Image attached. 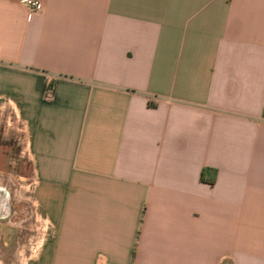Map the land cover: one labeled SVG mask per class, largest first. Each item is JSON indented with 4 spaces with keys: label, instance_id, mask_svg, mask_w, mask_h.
I'll list each match as a JSON object with an SVG mask.
<instances>
[{
    "label": "crops",
    "instance_id": "0c3cea01",
    "mask_svg": "<svg viewBox=\"0 0 264 264\" xmlns=\"http://www.w3.org/2000/svg\"><path fill=\"white\" fill-rule=\"evenodd\" d=\"M41 1L0 0L28 264H264V0Z\"/></svg>",
    "mask_w": 264,
    "mask_h": 264
},
{
    "label": "rangeland",
    "instance_id": "374dc122",
    "mask_svg": "<svg viewBox=\"0 0 264 264\" xmlns=\"http://www.w3.org/2000/svg\"><path fill=\"white\" fill-rule=\"evenodd\" d=\"M1 126L2 125H0V137L2 138L1 132L3 127ZM14 127L15 126L11 124L10 130L8 131L9 135L3 137V141H1L0 138V153L4 151L8 155V158L4 160L0 157V193L3 195L6 193V195L9 196L10 210H8L7 217L11 218L12 222V225H8L5 222L7 217H0V264H28L34 254L33 244L36 235H38V226L33 222V219L28 220L19 227V223L17 222L22 215L18 212V216H14V214L11 213L13 209L19 210L22 208L23 211L28 210L30 212L33 208L32 189L27 188V185L31 182V179L27 177V174L30 173L31 166L29 163L22 161L19 157V135L17 131L13 129ZM4 144H6V146L3 148L2 146H4ZM11 180L15 185L23 186L20 190L22 198V203L20 204H17V202L12 199L11 192L13 186ZM6 184H8V187ZM29 215L31 216V212Z\"/></svg>",
    "mask_w": 264,
    "mask_h": 264
},
{
    "label": "built area",
    "instance_id": "2783aa9c",
    "mask_svg": "<svg viewBox=\"0 0 264 264\" xmlns=\"http://www.w3.org/2000/svg\"><path fill=\"white\" fill-rule=\"evenodd\" d=\"M19 3L25 8L30 16L41 12L43 9L41 0H19Z\"/></svg>",
    "mask_w": 264,
    "mask_h": 264
},
{
    "label": "trees",
    "instance_id": "16d2710c",
    "mask_svg": "<svg viewBox=\"0 0 264 264\" xmlns=\"http://www.w3.org/2000/svg\"><path fill=\"white\" fill-rule=\"evenodd\" d=\"M200 180L202 183L214 185L216 181V171L208 168L203 169L200 174Z\"/></svg>",
    "mask_w": 264,
    "mask_h": 264
},
{
    "label": "flooded vegetation",
    "instance_id": "af4514ba",
    "mask_svg": "<svg viewBox=\"0 0 264 264\" xmlns=\"http://www.w3.org/2000/svg\"><path fill=\"white\" fill-rule=\"evenodd\" d=\"M10 204L8 200V196H2L0 193V217L7 216Z\"/></svg>",
    "mask_w": 264,
    "mask_h": 264
}]
</instances>
